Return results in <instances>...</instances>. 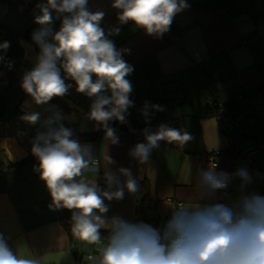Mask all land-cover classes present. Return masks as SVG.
I'll list each match as a JSON object with an SVG mask.
<instances>
[{
    "label": "crops",
    "instance_id": "obj_1",
    "mask_svg": "<svg viewBox=\"0 0 264 264\" xmlns=\"http://www.w3.org/2000/svg\"><path fill=\"white\" fill-rule=\"evenodd\" d=\"M204 1L213 0H186L189 7L177 13L170 30L157 38L131 22L121 25L118 10L111 6L113 0H88L90 11L105 13L101 27L106 32L120 28L118 35L109 38L116 48L130 50L122 53L134 68L127 77L134 92L165 81L179 84L192 80L202 93L196 104L187 99L164 106V111L150 110V123L145 122L143 108L134 111L135 106L132 107L126 114V123L109 122L119 138L118 144H111L104 130L88 118L93 98L76 92L74 81L66 79V83L73 85L69 93L45 105H36L22 90L23 74L34 66L39 53L31 39L32 32L39 27L34 23V15L39 13L35 8L7 7L0 21V31L12 30L17 34L21 53L13 57L15 71L5 91L4 114L0 117V158L7 164L0 172V233L17 255L38 258L40 264H76L78 258L90 254L87 247L92 249L64 227L57 210L49 209L51 198L40 177L23 180L19 170L10 166L31 152L34 137L46 130L43 122L55 111L61 112L62 123L73 131V136L92 134V140L79 142L91 145L99 168L85 171L82 178L95 180L104 188L105 171L115 173L119 168L130 169L139 183L146 180L148 184L142 209L147 217L161 220L159 228L170 218L172 209L179 207L178 202L185 206L230 203L239 195L240 181L235 178L226 190L218 191L211 199L200 189L198 173L211 166L205 154L223 150L228 144L207 105L222 102L238 122L237 130L242 136L264 142V36L249 13H233L223 6V0H218L221 2L218 7L195 5ZM28 30L29 37H24ZM249 36L254 40L245 47L242 40ZM239 92L244 98L236 103L233 100ZM232 103L237 105L233 107ZM17 110L22 116L39 112L40 121L35 125L14 124L9 117ZM160 124L187 130L194 139L184 145L161 141L160 147L152 151L149 162L140 164L129 152L137 143L145 142L144 128L155 131ZM106 154L114 160L113 164L105 166ZM216 160V171L235 173L240 167L247 168L253 179L246 191L264 195V155H257L254 164H234L226 155ZM120 179L123 182L124 177ZM137 200L136 194L125 190L122 200L105 201L109 206L105 215H118L133 222ZM69 218L73 223L70 211ZM98 248L96 245L95 253H99Z\"/></svg>",
    "mask_w": 264,
    "mask_h": 264
},
{
    "label": "clouds",
    "instance_id": "obj_2",
    "mask_svg": "<svg viewBox=\"0 0 264 264\" xmlns=\"http://www.w3.org/2000/svg\"><path fill=\"white\" fill-rule=\"evenodd\" d=\"M111 6L118 10L121 25L131 22L157 38L170 30L177 13L189 7L186 0H113ZM35 8L39 14L34 15V23L39 27L31 39L39 53L34 66L23 74L20 87L36 105H45L69 93L73 85L66 79L74 81L76 92L93 98L88 118L104 130L111 144H118L109 122L126 123L128 109L134 106L130 99L133 86L127 79L134 68L122 57V52L130 50H118L109 38L118 35L120 28L106 32L101 27L105 13L90 11L88 0H42ZM57 20L60 26L54 30ZM9 47L8 41L0 43L4 52ZM150 110L164 111L165 107L145 102L142 115L146 123H150ZM63 118L61 112H53L43 122L46 130L34 137L31 152L39 162L34 170L50 195L49 209L69 210L73 236L99 246L98 264H264V195L246 191L253 179L247 168L227 173L216 171L214 163L201 169L199 186L206 198L226 190L234 178L240 181L239 195L230 203L182 204L172 209L163 228L132 223L118 215L108 217L105 201L122 200L125 190L137 193L139 181L128 168L105 171L104 188L95 180L83 179L85 171L99 168V161L91 145L73 139ZM21 119L35 125L40 113ZM142 133L145 142L129 152L140 164L149 162L161 141L184 145L194 139L187 130L166 124L155 131L146 127ZM105 161V166L114 163L108 154ZM101 229L108 231L104 241ZM0 264H40V260L17 255L0 233Z\"/></svg>",
    "mask_w": 264,
    "mask_h": 264
},
{
    "label": "built area",
    "instance_id": "obj_3",
    "mask_svg": "<svg viewBox=\"0 0 264 264\" xmlns=\"http://www.w3.org/2000/svg\"><path fill=\"white\" fill-rule=\"evenodd\" d=\"M7 10V6L3 3H0V21ZM60 26V21H55L54 30H58ZM2 37V32L0 31V39ZM254 38L249 36L242 40V45L249 47L253 42ZM120 50L119 48H117ZM0 56L3 59H0V95L6 91L12 82V76L15 71V59L0 51ZM123 59L126 61L124 54L122 53ZM127 62V61H126ZM95 79V77H93ZM109 94L110 93H106ZM244 98L242 92H239L234 97V102H238ZM130 99L133 101V104L136 102L134 90L130 94ZM211 116H213L217 123L219 131L227 137L228 144L227 147L223 150H213L205 154V160L210 165L216 163L217 157L220 155H226L230 161L234 164L249 163L254 164L255 157L257 155H264V142H261L255 138L242 136L238 130V122L233 120L229 113V109L222 102H210L207 105ZM132 107L128 109L130 113ZM97 159V158H95ZM7 166V164L0 158V172ZM179 206L182 204L177 203ZM99 253L86 254L81 258H78L76 264H98Z\"/></svg>",
    "mask_w": 264,
    "mask_h": 264
},
{
    "label": "trees",
    "instance_id": "obj_4",
    "mask_svg": "<svg viewBox=\"0 0 264 264\" xmlns=\"http://www.w3.org/2000/svg\"><path fill=\"white\" fill-rule=\"evenodd\" d=\"M40 2H42V0H0V3L5 4L7 7L17 6L24 8H35V5ZM23 36L29 37V30L26 31L23 34ZM4 41L10 42V47L7 49L6 52L0 50L1 52L6 53L12 57L20 55L21 48L18 45L17 34H15L12 30H6L5 33H2L0 43H3ZM4 95H5V91L0 95V117L3 116L4 114ZM231 105L235 107L237 104L235 105L234 103H232ZM92 138H93L92 134H79L73 136V139H76L78 141H86V142L92 140ZM38 163L39 162L37 158L32 154V152H30L24 158L18 160L13 164H10V166L16 167L19 170L23 180H30L39 176V173L34 170L35 167L38 166ZM139 184H140L139 191L135 193L138 196V200L136 201L134 218L132 223L144 222V223L152 224L153 227L159 228L161 224V220L147 217L142 209V204L147 198L148 184L146 180H143ZM57 211L61 223L69 232H71L72 223L69 218V210L61 209ZM107 236H108V231L101 229L102 241H104Z\"/></svg>",
    "mask_w": 264,
    "mask_h": 264
},
{
    "label": "rangeland",
    "instance_id": "obj_5",
    "mask_svg": "<svg viewBox=\"0 0 264 264\" xmlns=\"http://www.w3.org/2000/svg\"><path fill=\"white\" fill-rule=\"evenodd\" d=\"M53 28H55V22L53 24ZM171 82L172 80L165 81L157 86H151L149 89L145 90L136 89L134 111H137L139 107L143 108L145 102H148L150 105L155 104L167 107L170 104L186 101L187 99L196 104V101L200 99L202 93L200 92L196 82H193L192 80H185L179 84H173ZM186 109H188V107H186ZM89 246H92V249L87 247V251L90 252V254H94L96 251V245L89 244Z\"/></svg>",
    "mask_w": 264,
    "mask_h": 264
},
{
    "label": "water",
    "instance_id": "obj_6",
    "mask_svg": "<svg viewBox=\"0 0 264 264\" xmlns=\"http://www.w3.org/2000/svg\"><path fill=\"white\" fill-rule=\"evenodd\" d=\"M262 1L264 0H223V6L229 8L233 13H242L247 12L250 14L251 19L255 23V25L262 31V36H264V18H262V14L259 15L258 12H250L251 8H258L261 12ZM221 2L218 0L213 1H204L195 4L199 7H218L220 6ZM257 17V18H256ZM22 112L17 110L16 112L10 115V121L17 125H26L28 124L27 121L21 119Z\"/></svg>",
    "mask_w": 264,
    "mask_h": 264
},
{
    "label": "flooded vegetation",
    "instance_id": "obj_7",
    "mask_svg": "<svg viewBox=\"0 0 264 264\" xmlns=\"http://www.w3.org/2000/svg\"><path fill=\"white\" fill-rule=\"evenodd\" d=\"M255 10H256V12H258V14L259 15H261L262 13H264V1H262V12L258 9V8H256V7H254V8H251L250 9V12H252L253 14H254V12H255ZM262 16V15H261ZM257 18V17H256Z\"/></svg>",
    "mask_w": 264,
    "mask_h": 264
}]
</instances>
